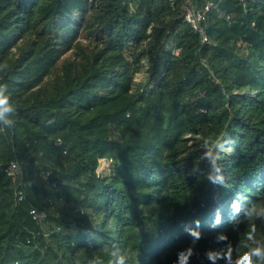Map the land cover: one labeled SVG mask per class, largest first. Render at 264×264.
Masks as SVG:
<instances>
[{
  "label": "trees",
  "instance_id": "trees-1",
  "mask_svg": "<svg viewBox=\"0 0 264 264\" xmlns=\"http://www.w3.org/2000/svg\"><path fill=\"white\" fill-rule=\"evenodd\" d=\"M0 99V264H264V0H0Z\"/></svg>",
  "mask_w": 264,
  "mask_h": 264
},
{
  "label": "built area",
  "instance_id": "built-area-1",
  "mask_svg": "<svg viewBox=\"0 0 264 264\" xmlns=\"http://www.w3.org/2000/svg\"><path fill=\"white\" fill-rule=\"evenodd\" d=\"M211 7H212V4L206 5L202 12H194L193 10H188V12H187V21L190 22L195 29L200 30V22L202 20H204L205 15L210 11ZM200 31L202 32V30H200ZM204 40H205V37H204ZM106 161H107L106 159H103V160L100 161V169L103 168V166L105 165ZM11 167L12 168H9L8 172H9L10 176L13 177V180L16 181L17 180L16 179L17 175L20 174V169L14 163H12ZM20 199H22V195H21ZM31 213L34 216V218L36 220H38L39 222L44 221L46 219V217H47L45 212H39L37 210H32Z\"/></svg>",
  "mask_w": 264,
  "mask_h": 264
},
{
  "label": "clouds",
  "instance_id": "clouds-1",
  "mask_svg": "<svg viewBox=\"0 0 264 264\" xmlns=\"http://www.w3.org/2000/svg\"><path fill=\"white\" fill-rule=\"evenodd\" d=\"M3 103H5V101L3 99H0V104H3ZM253 255H256L257 257L264 259V250L257 248L253 251ZM119 264H125L124 257H121ZM245 264H252V260L250 257L245 258Z\"/></svg>",
  "mask_w": 264,
  "mask_h": 264
},
{
  "label": "rangeland",
  "instance_id": "rangeland-1",
  "mask_svg": "<svg viewBox=\"0 0 264 264\" xmlns=\"http://www.w3.org/2000/svg\"><path fill=\"white\" fill-rule=\"evenodd\" d=\"M105 166H106V164L103 166V168H104ZM103 168H102V169H103ZM100 170H101V169H100Z\"/></svg>",
  "mask_w": 264,
  "mask_h": 264
}]
</instances>
